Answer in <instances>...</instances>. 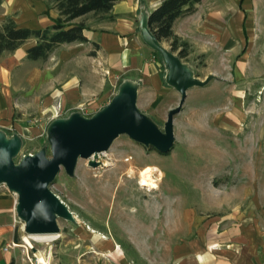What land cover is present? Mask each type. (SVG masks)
Here are the masks:
<instances>
[{"label": "rangeland", "instance_id": "1", "mask_svg": "<svg viewBox=\"0 0 264 264\" xmlns=\"http://www.w3.org/2000/svg\"><path fill=\"white\" fill-rule=\"evenodd\" d=\"M163 43L170 49L167 42ZM263 55L241 52L216 62L203 54L189 53L181 59L195 78L209 80L204 86L187 90L182 110L173 119L172 150L160 154L120 135L106 152L93 159L98 167L78 158L71 175L61 168L49 189L78 222L57 218L58 240L49 245L32 242L28 252L15 248L18 264H38V255L47 256L48 264H164L166 255L157 243L163 233L159 226H173L179 217L187 222L196 214L206 222L241 212V183H245L241 175L254 172L258 166V149L253 148L257 134H262L264 150V74L252 79L255 74L251 69L254 57ZM157 57L162 61L158 53ZM243 60L245 79H241L239 65ZM122 83L118 81L110 99L97 106L55 109L39 117L42 131L21 138L14 163L40 150L50 157V124L67 120L72 113L91 118L119 92ZM163 86L158 99H151L141 83L136 84L135 102L136 110L161 131L167 112L180 101L174 87ZM244 141H251V149L242 148ZM149 168H153L155 187L140 184ZM143 224L150 226L153 243L149 261L144 262L141 246L137 251L131 245L132 241L141 242ZM22 235L28 234L23 231ZM18 244L24 245L21 238ZM109 246L112 250L106 251Z\"/></svg>", "mask_w": 264, "mask_h": 264}, {"label": "crops", "instance_id": "2", "mask_svg": "<svg viewBox=\"0 0 264 264\" xmlns=\"http://www.w3.org/2000/svg\"><path fill=\"white\" fill-rule=\"evenodd\" d=\"M161 2L114 0L111 20L92 13L74 19L69 24L84 23L88 42L59 44L46 61L27 59L26 51L36 44L35 39H28L12 53L1 54L0 131L7 137H34L42 131L39 117L55 109L97 106L110 99L120 80L141 83L151 99H158L166 71L144 35L149 13ZM7 18L19 27L37 30L51 26L59 12L47 0H0V27ZM172 31L188 44V55L203 54L218 62L241 52L264 54V0H201L191 14L174 20ZM240 64L241 79H245V61ZM251 69L255 74L252 79L264 74V55L254 57ZM262 139L261 133L254 138L258 166L241 175L245 181L241 183V212L206 222L196 214L187 222L179 217L173 226H159L163 233L157 243L166 255L164 264H264ZM250 146L251 141L242 143V148ZM15 205L16 196L0 185V264L19 263L16 249L4 250L21 237ZM141 228V242L132 241L131 245L137 251L141 246L144 262L149 261L153 243L150 226Z\"/></svg>", "mask_w": 264, "mask_h": 264}, {"label": "water", "instance_id": "3", "mask_svg": "<svg viewBox=\"0 0 264 264\" xmlns=\"http://www.w3.org/2000/svg\"><path fill=\"white\" fill-rule=\"evenodd\" d=\"M144 41L161 56L166 71L165 83L180 95L179 104L167 112L163 131L136 110V83L131 81H123L119 92L91 118L72 113L67 120L52 122L47 130L50 157L40 150L14 163L21 147V137L17 134L7 137L0 131V185L16 196L15 213L24 224L26 234H59L57 218L73 221L69 210L49 186L61 168L71 175L78 158L89 160L106 152L120 135H126L160 154L172 150L173 119L182 110L187 90L204 86L209 79L201 81L195 78L181 59L155 38L148 24ZM98 166L96 162L91 164V167Z\"/></svg>", "mask_w": 264, "mask_h": 264}, {"label": "trees", "instance_id": "4", "mask_svg": "<svg viewBox=\"0 0 264 264\" xmlns=\"http://www.w3.org/2000/svg\"><path fill=\"white\" fill-rule=\"evenodd\" d=\"M201 0H162L160 5L148 15V28L160 42H167L172 53L177 52L180 59L188 55L189 46L172 31V24L178 17L191 14ZM59 12V18L44 29L32 30L19 27L7 18L0 27V55L12 53L28 39L36 44L26 51L29 60L46 61L50 52L59 44L87 43L84 36L85 25L69 23L76 18L92 13L100 18L111 20L109 14L114 0H47Z\"/></svg>", "mask_w": 264, "mask_h": 264}, {"label": "bare ground", "instance_id": "5", "mask_svg": "<svg viewBox=\"0 0 264 264\" xmlns=\"http://www.w3.org/2000/svg\"><path fill=\"white\" fill-rule=\"evenodd\" d=\"M106 155V154H105ZM97 154L91 157L88 160L89 166H91L92 163H94L93 159L96 158ZM104 165L107 164V162H103ZM153 168L147 169L140 179V184L143 186H153L155 187V180L152 177ZM70 212V211H69ZM72 219H75L77 222L78 220L74 217V214L70 212ZM67 220V219H66ZM22 242L24 243L23 246L28 248L29 246L32 247V242H39V243H45L50 244L58 240L59 234H48V235H22ZM44 257L46 258L44 262ZM37 262L38 264H48L47 256L38 255L37 256Z\"/></svg>", "mask_w": 264, "mask_h": 264}, {"label": "built area", "instance_id": "6", "mask_svg": "<svg viewBox=\"0 0 264 264\" xmlns=\"http://www.w3.org/2000/svg\"><path fill=\"white\" fill-rule=\"evenodd\" d=\"M15 223L17 224V226H18V229H19V231L21 232V241H22V232H23V229H24V224L17 218V216H16V213H15ZM9 248H13V249H15V248H22V249H24L26 252H28V248H26L25 246H23V245H19L18 243H16V244H11V245H9L8 247H6V248H4V250H7V249H9Z\"/></svg>", "mask_w": 264, "mask_h": 264}]
</instances>
